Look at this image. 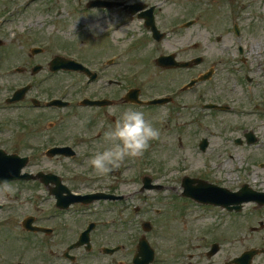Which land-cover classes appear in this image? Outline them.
I'll use <instances>...</instances> for the list:
<instances>
[{
  "label": "rangeland",
  "instance_id": "obj_1",
  "mask_svg": "<svg viewBox=\"0 0 264 264\" xmlns=\"http://www.w3.org/2000/svg\"><path fill=\"white\" fill-rule=\"evenodd\" d=\"M27 0H0V14L8 10L11 6L23 7L20 10L26 13V17L17 19V16L12 17V20H7L3 29H0V39H3V45L0 46V62L5 67L14 66L21 60V55L24 54L23 45H26L22 34L9 35V28H13L18 25L22 30L26 27H30V24L34 26H40L43 24L42 29H37L39 35L34 33L28 37L30 46L35 44H42V40L49 38V33H56L53 28H57V40L63 44V46L69 47L79 55L85 56L87 60H97L119 51L124 47H133L132 53L126 56L125 62L121 61V66H127L128 85L147 86L152 90L147 91L148 95H153L162 90L171 88L172 84L181 83L190 74L183 71H162L160 67L148 66L149 58L151 64L155 55L147 58L145 52H141L147 45L148 39L146 38V30L144 25L135 18H126V14H121L115 11L108 10L106 13L98 11H86L84 13H78L79 7L85 8V3L88 0H84L83 3H78L77 0H31L28 4H25ZM248 1V0H240ZM251 5L247 8L246 13L242 15L248 16L242 20L243 38L235 37L233 29L228 28L229 20L225 18L224 13L226 9L220 8L219 16L216 17L215 12L205 11L204 8L193 5L189 0H171L169 4L164 7L162 13L163 25L166 26L169 23H176L183 19L201 15L200 21L193 25L188 30H184L181 34L175 36L173 40L170 38L168 41L162 43L158 49L169 51L173 48L176 41L181 44L198 42L200 46L194 50L191 54L204 53L208 58L207 66L214 65L215 60L219 61L222 55H228L229 52L237 51V44L235 41H239L242 44L252 43L256 45L257 50L264 51V0H249ZM196 10V11H195ZM60 14L56 18L54 25H49L48 21L54 17V15ZM250 12V15L248 13ZM24 13V14H25ZM113 13V14H111ZM116 13V14H114ZM23 14V15H24ZM128 14V13H127ZM204 14V15H203ZM202 15L203 19L202 20ZM241 15V18L243 17ZM107 16V17H106ZM104 18V19H103ZM117 18L118 20H114ZM102 19V20H101ZM108 19V20H107ZM121 19L124 29L121 38L118 43H115L114 38H101L100 31L106 28V25L119 21ZM162 25V26H163ZM121 32V30H120ZM118 32V34L120 33ZM117 34V35H118ZM38 36V37H36ZM218 38L220 40H218ZM113 39V40H112ZM175 41V42H174ZM149 42V41H148ZM28 43V41H27ZM150 43V42H149ZM177 45V44H176ZM148 46V45H147ZM175 47V46H174ZM249 47V46H247ZM260 47V48H259ZM54 50V49H53ZM229 51V52H228ZM149 53H151L149 51ZM252 53L254 51L252 50ZM49 54H44V57L48 58ZM222 64L218 67L219 73L215 77L218 82L226 79V88H209V86H202V90L207 93L208 97H223L234 96L235 100L231 102L233 110L229 113L204 110L202 112V118L197 120V125L192 126V122L188 127H180L178 121L175 125H172L171 118H182L194 120L195 111L182 112L172 109L171 118L167 109H137L145 113L146 117L151 120L155 127L160 130V137L157 140L151 142L149 151L153 152V157L149 161H153L163 168L172 167L176 162H180L175 168L174 174L178 179L162 180V182L169 186L168 189L156 192L147 191L144 194H140V199L130 198L127 201V205H123L125 209L124 216L132 215L136 211H132V206H139L144 215L143 218H153L158 210H163L165 222V229L167 230L170 225L180 227L184 219H179L180 215L175 214V204H178L175 195H180L182 192L181 175L187 173L191 175L205 174L207 178L213 179L215 182H219L228 187L238 188L243 183H250L255 185L256 188H264V112L261 113L260 108L255 106L256 101L252 103H246V92H243L242 87L233 80L230 73L234 68L232 65L227 64L225 60H221ZM146 66L145 70L141 72L137 77L132 76L131 73L138 67ZM118 66L114 68L118 70ZM46 74V73H45ZM264 73L262 72V75ZM25 75H16L17 81L23 82L26 78ZM251 75L256 78V81H264V78L256 71L248 72L243 70L239 77L243 76V80L240 79L242 85L247 86L246 76ZM58 80L66 79L70 81L69 76H58ZM229 78V80H228ZM64 81L61 86L68 83ZM215 87V84H212ZM9 93V92H8ZM206 101V99H204ZM129 107V106H128ZM129 109V108H128ZM127 109V110H128ZM17 120L24 116L25 112L17 115ZM81 118L88 119L90 113L83 110L80 114ZM32 120V126L20 122L21 128L28 129V132L21 137V140H25L27 137L32 138L34 132L39 129L47 134L49 132L57 131L56 124L53 126L45 125L43 122V116H38V113L29 114ZM48 118L55 117L53 115H47ZM57 117V116H56ZM28 118V116H27ZM36 118V119H35ZM39 119V120H38ZM26 120V119H25ZM74 128L73 130L85 129L84 124L73 118ZM26 127H23V126ZM35 127V128H32ZM19 128V127H18ZM254 129L261 137V144L257 146H248L247 144L237 145L234 140L236 137L241 136L245 130ZM72 130V131H73ZM7 132L12 133L10 129ZM32 135V136H31ZM180 136V137H179ZM207 136L210 139V147L206 153H202L198 149V143L202 137ZM14 137H12V140ZM52 160V159H51ZM48 160V158L39 157L36 159V164L40 166H51L54 163ZM170 165V166H169ZM130 175V174H129ZM168 176V173H166ZM128 181H131V176H128ZM172 188H176L173 191ZM135 190L134 184H127L123 187V191ZM15 189L11 186L0 187V200L5 198L8 201V206L3 210H0V220L10 211L15 210L18 216L14 217L15 221H11L9 225L7 223H0V230L8 231L10 237H0L1 250L5 253L10 252V249L15 245V249L23 250L26 254H35L34 262L38 263L40 254L35 239L37 237L23 236L18 232L21 228L20 222L25 214H34L37 216L39 212L35 209V206L25 204L21 201H14L12 196ZM41 192V191H40ZM29 191L28 194H30ZM46 198L47 203H50L48 196L46 197L43 192L36 198L35 204H39L42 198ZM181 200V199H180ZM34 204V205H35ZM46 206L45 204H43ZM94 216L103 218L105 220L112 221L115 217L119 219L117 209L120 207L113 205L111 208L105 205H95ZM189 213L193 218H199L194 222L186 220L188 228L195 230L200 228L205 235L210 238L212 235L223 236V238L233 241L234 245L237 243V247L234 249V245L229 243L225 246L228 251H222L220 253L219 264H226V259L231 258L242 251L257 245L259 240L254 237H249L251 233L246 231L251 230L252 227L259 225V219H264V208L254 210L251 204L246 205L245 210L240 213L239 216L233 218L229 226H222L220 224V218L222 216L221 210L196 207L192 204L189 205ZM7 208H10L7 210ZM254 210V211H253ZM88 210L82 212L80 215L81 221L88 218ZM211 215V216H210ZM17 218V219H16ZM176 219V220H175ZM235 223L233 220H235ZM74 218H68L66 229L62 232V240L66 242L67 238L74 235V228L72 221ZM214 224L215 233L212 234L207 225ZM234 231H238L240 236H235ZM243 232V233H242ZM213 237V236H212ZM14 240V245H9L10 240ZM3 248V249H2ZM39 254V255H36ZM40 256V257H39ZM264 263V256L256 258L255 264ZM6 264V263H3Z\"/></svg>",
  "mask_w": 264,
  "mask_h": 264
},
{
  "label": "flooded vegetation",
  "instance_id": "obj_2",
  "mask_svg": "<svg viewBox=\"0 0 264 264\" xmlns=\"http://www.w3.org/2000/svg\"><path fill=\"white\" fill-rule=\"evenodd\" d=\"M167 1L168 0H136L134 7L126 6L125 9L129 8L131 11H133V9H137V12H134L136 15L133 16H136L137 20L145 25L146 29L149 30V27L146 24L147 12H149L151 7L154 6L153 18L156 23L160 25V19L162 20L163 13L162 7H164L163 5H165ZM189 1L193 5L204 8L205 11L211 12V14L212 12H215L216 17L219 16L220 8L226 9L228 13L225 15V18H228V20L229 15H234L236 12L239 13L240 9V0ZM203 15L202 20H204ZM235 16L239 19L238 14ZM191 18H196L194 19V24H196L200 21L201 15H196L194 17H190L189 19ZM176 23L179 24V22ZM1 24L2 23H0V25ZM12 34L17 35L18 32L15 30ZM174 38L175 36L172 37V39ZM25 40L26 45H23L24 54L21 55L22 58L20 62L8 68L0 62V82H2L1 85L3 87L0 89L2 90V96H5L3 100L4 102H7V98L13 96L15 89L22 86V83H26L27 81H35L36 83V77L39 78L42 73L44 75L45 73L47 74L44 76L45 82L42 80V82L46 85H36L35 83H32L30 89L26 92V98L24 101L9 103L3 106V108H8V106L11 107L8 108L9 115L7 117L0 118V120L4 124L9 125V127H14L16 123H18V127L22 133L17 134L12 140V151L20 154L21 156H28L30 158L29 165L23 167L21 172V175L31 174L29 180L18 179L8 183L15 189L12 199L29 205L32 204L39 212L37 216L34 214L24 215L21 219V228L18 232L22 233L23 236L26 235L33 238L37 237V239H35V244L39 250L37 252H39V254L43 250L45 252L41 254V257L39 256L40 258L38 263H35L33 261L35 254H26L20 249L16 251V246L13 244L15 242L11 239L9 244L14 246L10 249V252L5 253L0 247V264H3L2 260H6V264H139V261H141L140 264H219L218 262L221 259L220 253L222 251L229 252L225 246L229 243L234 245V242L223 238V236L212 235L213 237L211 236L208 238L204 234L205 232L200 228L195 230L188 228V224L185 223L186 220L189 219L194 222L199 220V218H193L189 213V205H191L192 202L196 203L189 197H184L181 200L177 199L178 204H176L177 207L174 209L175 214L180 215L179 219H184L180 227H175V225L169 224V227L166 230L164 225L165 219H159L156 222L155 229L152 230L154 232L153 236H147V239L152 246L148 256L143 255L141 251H139L138 243L142 234L137 237L136 230L128 229V223L125 220L112 223L109 220L96 217L94 216L95 211L90 205L88 206V209L91 210V213H89L88 217H93L95 220L93 221L94 226H91L89 223L92 220L87 221V219L83 218L81 221L80 219L81 212L86 210V206L84 204L75 202L67 209L60 208L57 205L56 197L50 193L53 189H61L66 186L74 194L79 195L98 190L119 192L120 189L128 184L127 178L123 177V174L131 167L128 165V161H126L120 169L106 177V183H102L101 186H99L97 182L87 178V174L94 173L92 168L87 165H70L68 164L70 162H66L68 160H72L75 164L79 163L80 160L77 157L78 155L70 158H65L62 155L56 156L52 160L50 159L54 163L51 166H40L36 164L37 158H47V152L51 150V148L57 146V144L60 146L72 144L78 150L82 147L85 151V157H90L92 155L91 152L102 146L104 133L112 125H114L120 115L128 108L129 102L126 100L128 92V87L126 85L127 66H121L120 63L118 70L112 69V61L111 59H108L110 63L107 67L100 70V76L95 77L94 81L89 82L87 91L88 95L85 97H88L91 100L107 99L111 101L109 105L103 107L89 106L86 108L79 106L76 102V104L64 109L47 107L45 101H50L52 98H55L57 95L52 94L58 93L62 89L60 86V80H58L57 76L70 72L77 73L78 71H51L49 69V62L45 61L47 58L44 57V51H41L40 53H32L31 49L28 47L27 39L24 38L23 41ZM2 45L3 39H0V46ZM147 45L145 44V48L143 50H148ZM174 46L168 53L175 54L178 61H189L197 57H201V61L189 68L174 67L168 69V71L178 70L189 73H191L190 71H194L193 75L197 78L208 70L215 69L214 77H216L218 75V67L222 64L221 60H225L227 64L234 67L229 76H231L233 80L242 87L243 92H246V95L250 98L251 96L258 97L264 101V81H261L262 83H260V81H256V78L254 77L252 79V84L245 87L242 86L239 78L244 66H246L250 71L258 72L264 78V74L262 75V72L264 73L263 62H249L246 60L245 64H243L240 62V59L236 57V55H234L233 58L231 54H226L222 55L219 58V61H215L214 65L207 66L208 61L205 57H203L202 53L191 54L200 46L198 42L194 44L192 42L181 44L179 41H176ZM125 59L126 56H124V60ZM99 60L100 59L91 61L97 62ZM124 60L123 62H125ZM113 65H116V63ZM36 67H41V69L35 72L34 69ZM100 68L101 67L98 69ZM1 74L4 76H1ZM25 74L28 75L23 76L26 78L23 82L15 80L17 79L16 75ZM213 78L209 81V83H212ZM225 82V78L218 81L217 89L221 87L226 88L227 85ZM11 84H13L12 94H10L11 88L9 86ZM206 84H208V82L197 83L199 87ZM35 85L39 89L32 94V89ZM70 90H72L74 94H77L74 91L76 89L70 88ZM169 91L173 93L171 97L172 102L170 103L172 104L173 109L179 107V104L189 108L191 107L193 101H201L203 97L201 89L196 91L188 90L177 92L175 84L171 85V89ZM71 97L74 98L76 96L71 94ZM25 103L33 104V107H28L29 110H34L38 113V116H43V122H45L46 126H53L57 123L55 128L57 131L43 134L45 133L44 131L37 129L34 132L35 134L33 136L31 135L32 138H29V136L25 140H21V137L28 132V129L21 128L22 126H20V122L23 121V123L29 124L30 126L28 128L32 126L33 122L27 111L19 107L12 106L23 105ZM35 103H37V105ZM83 110L89 111L90 117L88 119L81 118L80 114L83 113ZM16 111H18L17 115L24 112L25 114L17 120ZM54 113L55 117H47V115H53ZM73 118L83 123L85 129L73 130L75 122L73 121ZM190 123L191 119L186 117L181 126L185 124L188 125ZM23 127L26 126L24 125ZM84 136H87L88 139H85ZM78 171L82 172L84 175H79ZM40 175L42 177L50 178V180L46 183L41 180ZM92 178H94V175ZM134 182L135 181L133 180L132 184H134ZM29 191H31L30 194H28ZM40 191L43 192L46 197H49L48 200L50 203H47L46 198L43 197L39 204H35L36 198L41 193ZM68 195L69 192L67 191L61 193L62 197H66ZM74 199V197H70V200ZM125 200L126 199L116 201L102 200L96 202L95 204L105 205L110 208L109 204L111 202H114L115 204H122ZM196 204L211 208H218V206L212 204ZM227 212L228 213L224 216L230 219H227L226 223L221 221L220 224L228 227L229 224H233L230 222L233 218L237 217V215L235 212ZM26 217L33 218V224L30 228H27V224L24 222ZM68 218H74L72 221L74 235L67 238L66 242H64L61 234L66 229L65 225L67 224L66 222ZM236 220L237 219L233 220V222L235 223ZM261 222L263 223L261 224ZM260 225H262V228L252 227L251 230L246 231L247 233H251L249 237H254L259 240L257 245H252L246 250L251 248L264 249V219H259L258 227H260ZM90 226L91 228H89ZM34 227H40V229ZM207 227L212 230V234L215 233L213 223L207 225ZM88 228V237L90 238V241H87L84 245H77L82 233ZM234 234L235 236H240L238 231H234ZM136 237L137 239H135ZM235 247H237V243L234 245V249ZM246 250L242 251V253ZM242 253L231 258H227L226 264H241L239 258ZM259 256H264V252L256 255L252 264L256 263V258Z\"/></svg>",
  "mask_w": 264,
  "mask_h": 264
},
{
  "label": "clouds",
  "instance_id": "obj_3",
  "mask_svg": "<svg viewBox=\"0 0 264 264\" xmlns=\"http://www.w3.org/2000/svg\"><path fill=\"white\" fill-rule=\"evenodd\" d=\"M159 137L160 130L143 111L128 109L104 133L102 146L94 151L86 164L96 175L108 177L126 161L143 157L151 142Z\"/></svg>",
  "mask_w": 264,
  "mask_h": 264
},
{
  "label": "water",
  "instance_id": "obj_4",
  "mask_svg": "<svg viewBox=\"0 0 264 264\" xmlns=\"http://www.w3.org/2000/svg\"><path fill=\"white\" fill-rule=\"evenodd\" d=\"M168 61H169L168 57H162L159 59V62L162 66H165V65L168 66L169 65ZM255 140L256 139L254 137H251L250 142H254ZM206 145H207V141H204L203 146L205 147ZM20 166H22V164L19 162L18 158L8 156L5 153L1 152L0 154V183L9 180L12 174L18 172V169ZM145 187H147V185ZM191 194H194V193L192 192ZM195 194H197L200 197H204V198H218V199H223L222 201L224 202L229 201L228 200L229 197H225L222 194L213 192L211 189H207L205 187H200L199 189H197L195 191ZM85 197L98 198V197H103V196L95 194V195H88Z\"/></svg>",
  "mask_w": 264,
  "mask_h": 264
},
{
  "label": "bare ground",
  "instance_id": "obj_5",
  "mask_svg": "<svg viewBox=\"0 0 264 264\" xmlns=\"http://www.w3.org/2000/svg\"><path fill=\"white\" fill-rule=\"evenodd\" d=\"M114 37H116V34H114Z\"/></svg>",
  "mask_w": 264,
  "mask_h": 264
}]
</instances>
